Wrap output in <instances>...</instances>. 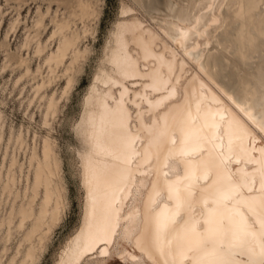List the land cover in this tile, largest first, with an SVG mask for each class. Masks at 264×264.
<instances>
[{"label":"bare ground","instance_id":"obj_1","mask_svg":"<svg viewBox=\"0 0 264 264\" xmlns=\"http://www.w3.org/2000/svg\"><path fill=\"white\" fill-rule=\"evenodd\" d=\"M44 1L48 15L54 0ZM181 3L182 9L168 14L172 19L164 22L166 31L156 30L133 8L123 6L122 19L108 33L74 127L81 146L77 156L82 216L53 264L264 262V142L255 130L264 134L258 109L264 85V0ZM219 5L217 18L213 12ZM93 7L91 0H75L74 6L64 7L68 16L62 19L56 17L57 9L51 18L54 30L44 44V15L38 13L33 34L27 31L22 48L29 50L34 43L38 58L54 41L56 50L44 57L45 76L40 65L31 71L20 57L17 65L25 73L14 85L31 76L36 97L54 83L62 67L66 86L61 99L67 95L75 66L92 53L79 46L88 32L85 20L96 13ZM144 11H157V2L146 3ZM18 17L10 26L13 33ZM76 18L83 24L82 34L71 27ZM214 26L218 29L213 41L201 47L197 40L206 38ZM203 49L209 53L201 58ZM185 57L197 62V71L187 68ZM10 60L2 71L11 67ZM55 94L45 96V127L58 109ZM22 135L15 138L18 149L24 144ZM54 144L46 136L40 154L32 148L24 202L17 210L15 167L21 173L22 166L14 153L5 179L0 175L2 194L14 199L0 221V232L5 226L4 239H11L14 229L22 232L7 264H38L61 222L66 189ZM6 158L7 151L0 174ZM6 251L4 247L2 255Z\"/></svg>","mask_w":264,"mask_h":264},{"label":"rangeland","instance_id":"obj_2","mask_svg":"<svg viewBox=\"0 0 264 264\" xmlns=\"http://www.w3.org/2000/svg\"><path fill=\"white\" fill-rule=\"evenodd\" d=\"M94 5L95 14L89 19L85 20V27L88 30L86 39L80 43V49L85 47L92 51L91 54L86 55L81 59L78 66H75L74 81L71 90L61 99V92L66 86V77L62 76L63 69H58V77L54 83L43 89L38 96L35 97L33 90V83L31 76H24L21 81L14 85L16 80L24 75V67H18L20 57L27 61L31 71H36L40 65L42 67L43 76L46 75L47 69L43 65L44 57L49 50H56V41L45 50L43 58L33 55L34 43L30 44L29 50L22 48L23 41L28 35L27 31L33 34V22L38 13L44 15L43 23L45 30H40L41 42L44 44L54 30V25L51 18L55 16L62 19L68 16V9L64 7L74 6L75 0H54L51 4L50 12L46 15L47 1L44 0H0V117L2 118L3 139L0 142V167L5 151H7V158L5 160L4 168L1 170V178L4 180L6 176L5 167H8L11 155L14 153L17 157V162L22 166L21 173L18 165L15 167L16 185L14 193H18V199L14 202V207L17 210L24 202V190L26 183V176L28 171V160L33 147L40 154L42 140L48 136L54 142V153L56 158L60 161V177L62 179L61 185L66 189L65 199L63 201L64 210L62 219L59 225L54 228L50 241L46 245V250L41 261L38 264H53L55 254L58 253L59 248L64 241L72 236L80 224L82 216V188L78 176V156L77 150L81 149L79 138L77 137L74 127L77 125L82 112L83 101L85 94L92 82L94 73L99 65V57L108 37L109 31L113 25L121 20V9L123 6L133 8L134 14L142 18L147 23H150L158 31H166L164 22H169L172 18L168 14L177 12L183 8L181 0H155L157 2V11L146 13L144 11L145 4L151 0H139L136 4L133 0H91ZM165 3L169 4L167 6ZM233 3L230 4L232 6ZM59 7V8H58ZM220 5L214 10L217 18H220ZM70 10V9H69ZM46 15V16H45ZM19 16V17H18ZM18 17L19 24L16 26L15 33L11 32V23ZM175 19V18H174ZM74 24L71 25L73 29L82 34L83 24L79 18L73 19ZM76 24V25H75ZM218 27L214 26L213 30L209 31L206 38H200L197 41L201 47L205 41L212 42L214 32ZM10 32V33H9ZM7 33V34H6ZM13 33V34H12ZM5 35H8L5 40ZM195 42V40L193 41ZM193 42L188 43L191 45ZM207 50L203 49L201 58L205 56ZM8 56V57H7ZM10 57V68L2 71L4 63ZM187 59L191 71H197L198 65L193 59ZM69 61L67 62V64ZM66 64V65H67ZM203 77V76H202ZM205 78V77H204ZM37 82L41 81V77H37ZM86 92V93H85ZM56 93L55 97L59 101L58 109L55 115L49 116V126L43 125L44 114L46 111V97ZM41 99V97H43ZM258 109L261 118L264 119V85L259 90ZM53 116V117H52ZM264 142V134L258 127H255ZM21 132L24 139L22 149H18L15 144L17 134ZM11 139L8 143V140ZM6 148V149H5ZM73 150V151H72ZM71 155V156H70ZM29 182L32 176L29 173ZM28 182V183H29ZM0 183V221L4 219L10 212L13 202V197L4 193L2 196ZM9 196V197H8ZM42 197V194L38 199ZM3 198V199H2ZM39 200L35 203L34 209L37 211ZM17 224V219H14V225ZM15 230V229H14ZM13 230L11 239H4L6 227H2L0 232V256L2 257L1 264H7L15 255L20 244L22 232ZM6 248L5 254L2 255L3 248ZM26 246L20 250L16 261H20L22 253ZM95 258V256L91 257Z\"/></svg>","mask_w":264,"mask_h":264},{"label":"snow or ice","instance_id":"obj_3","mask_svg":"<svg viewBox=\"0 0 264 264\" xmlns=\"http://www.w3.org/2000/svg\"><path fill=\"white\" fill-rule=\"evenodd\" d=\"M262 264H264V262H262Z\"/></svg>","mask_w":264,"mask_h":264}]
</instances>
